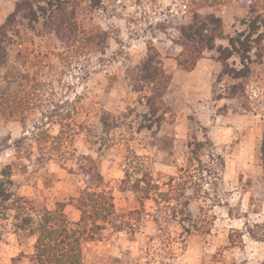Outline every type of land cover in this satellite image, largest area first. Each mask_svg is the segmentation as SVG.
Listing matches in <instances>:
<instances>
[{
	"label": "rangeland",
	"instance_id": "1",
	"mask_svg": "<svg viewBox=\"0 0 264 264\" xmlns=\"http://www.w3.org/2000/svg\"><path fill=\"white\" fill-rule=\"evenodd\" d=\"M49 1L0 0V38L7 59L0 69V89L29 93L33 83L41 85L33 108L25 112L26 120L0 116V178L1 170L12 164L19 195L38 209L54 210L62 203L68 218L77 221L80 211L70 200L86 188L80 167L87 155L94 158L114 195L116 214L124 217L142 209L139 195L130 187L141 176L129 162L134 156L163 190L170 176H179L180 167L196 168L200 192L187 208L186 221L178 215L160 231L150 217L156 215L154 203L145 200L141 215L130 220L135 227L116 231L108 226L101 237L84 242L85 260L264 264V40L260 49H252L251 61L246 62L249 72L239 80L225 72L215 52L206 53L203 59L211 63L200 64L193 73L179 68L175 57L181 46L173 40L179 36L177 28L191 23L195 14L231 36L246 30L243 22L257 15L264 23V0H66L62 10L68 17L60 16L61 33L48 21L55 10ZM71 17L77 23L75 45H82L85 33H97L95 51L67 53L72 28L66 22ZM148 43L158 49L162 67L171 75L166 89L161 71L153 83L133 79L147 56ZM228 64L236 70L243 67L237 55ZM8 70L13 78L6 75ZM218 96L226 100L216 102ZM150 98H156L153 107L148 105ZM71 108L74 124L96 126L97 132L80 131L72 142H65L62 149L71 156L62 161L51 151V142L52 137L64 136L65 129L53 121L57 110L67 120L63 113ZM106 113L118 117V127L105 129L100 121L108 119ZM234 122L237 130L226 129ZM36 133L50 137L42 143ZM205 135L214 147L205 145L195 156L205 165L211 162L208 154H221L225 168L220 180L191 162L193 143L204 142ZM126 170L132 179L124 185ZM7 212L0 211V264H33L35 238L16 234L14 211Z\"/></svg>",
	"mask_w": 264,
	"mask_h": 264
},
{
	"label": "trees",
	"instance_id": "2",
	"mask_svg": "<svg viewBox=\"0 0 264 264\" xmlns=\"http://www.w3.org/2000/svg\"><path fill=\"white\" fill-rule=\"evenodd\" d=\"M66 2V0H51L48 4L49 7H55V10L51 11L52 15L48 21L60 33L63 27L62 23H64L60 16L64 18L68 17L67 11L64 12L62 10V6ZM73 15L76 17L75 13ZM74 17H71V21L66 22L72 28L70 31L71 34L68 37L70 43L68 42L69 47L67 53L74 54L75 49L79 50L83 48L89 53L95 51L99 46L97 43V33H85L82 45L79 47L75 45L74 38L76 31L73 27H77V23ZM262 19L260 15H257L253 19L243 22L248 28L246 30L236 31L235 35L231 36L224 35L220 25L210 26L202 17L195 14L191 23L177 28L179 36L177 39H173L174 44L181 46L180 53L175 57L179 68L185 71H192L198 61L205 57L204 55L206 53L215 52L214 59L224 63V66H226V68L224 67L226 69L225 72L231 75L232 78L239 80L247 76L249 66L246 62L251 61L250 53L254 47L260 49L264 40V23ZM221 40L223 42L219 43ZM73 46L75 47L73 48ZM234 55L239 57L243 66L242 69L236 70L229 67L228 60ZM257 57H261V55ZM6 65L7 59L4 56V47H2V38H0V69L6 67ZM162 65L163 63L158 49L153 45L150 46L148 43L147 56L141 67H138V71L133 76V79L153 83L158 79L159 71H161L162 84L164 89H166L171 75L164 71ZM6 75L9 78H13L10 70L6 72ZM40 88L41 85L39 86L37 83L31 85V92L29 93H23L24 89L14 91L10 87L1 88L0 116L5 119L20 118L23 121L26 120L24 116L25 112L29 107L33 108L35 92L39 93ZM233 97L237 98L238 96L234 95ZM154 100L156 101V98H150L148 100L150 107L155 105ZM237 108L236 106L232 107V110L235 111L234 109L237 110ZM71 110L73 108L63 113L64 117H67V120L66 118H60L62 116L60 113L63 111L58 112V110L55 113V117H58V119L54 120L53 118V122H57L65 129L64 136L58 135L52 137L53 141L51 142L54 144L51 151L56 154L57 159L62 161L68 160L71 156L68 151L62 149L63 144H67L69 141L72 142L80 131L86 130L88 135L97 132L96 126H89L88 129L85 124H74ZM153 111H156V109H153ZM242 111L247 110L243 109ZM106 115L111 121L109 125L106 124L108 119L106 121L104 119L100 121L105 129L108 130L107 126L111 129L119 126L118 117L112 116L110 113H106ZM52 116L50 115V118ZM64 120L67 122L64 123ZM35 128L40 130L41 127L36 126ZM35 137L44 143L46 142V138L50 136L36 133ZM204 138V142L198 141L193 143L194 150H192L191 162L197 161L199 168L202 171H206L205 174H208L209 177L214 175L217 180H220V173L225 168V159L221 154H214L213 152L208 154L211 162L205 165L202 163L200 157L195 156L196 152L205 145L214 147L211 139L207 135ZM21 142L22 139L16 141L18 144L17 148H20ZM261 151L264 159V137ZM83 158L84 162H82L80 168L86 181V188L80 193L79 197H73L70 200L76 209L80 211V218L77 221L68 218L67 213L62 209V203H58L57 208L54 210L38 209L32 203L33 201L19 195L14 189L16 184L13 178L15 171L13 165L7 164L5 166L6 168L1 170L0 211L7 215V211L13 210V231L16 234L22 233L28 237L35 238L34 252L30 259L33 264H90L85 260L83 255L84 242L101 237L103 231L108 226H111L116 231H120L124 227H135L136 224L130 222V220L138 219L133 218V215H141L143 209H145V200L151 199L153 201V210L156 215L153 213L150 217L158 224L160 231H162L163 227L165 231L170 222L177 220L178 215L181 216L182 222L187 220V208L200 192V185L196 182V168L191 170L188 167H180L179 176H170L168 182L164 183V186H167L168 189L163 190L162 186L152 178L150 172L143 170L145 167L140 159L134 156V159L129 160V162L131 167L135 168L138 175L141 174V176L137 177L130 187L139 195L138 199L142 203V209L132 211L129 215L130 217L119 216L116 214L114 195L108 189L96 161L91 155ZM145 170L147 169L145 168ZM131 179V174L126 170V177L123 180L124 185L131 183ZM5 219L8 218L5 217Z\"/></svg>",
	"mask_w": 264,
	"mask_h": 264
},
{
	"label": "crops",
	"instance_id": "3",
	"mask_svg": "<svg viewBox=\"0 0 264 264\" xmlns=\"http://www.w3.org/2000/svg\"><path fill=\"white\" fill-rule=\"evenodd\" d=\"M208 63H211L208 59H200L199 61H198V63H197V65L195 66V68L192 70V71H190L189 73H193V72H195L196 70H197V68H198V66L200 65V64H208ZM171 69L172 70H176V67L175 68H172L171 67ZM174 72V71H173ZM179 72H183V71H180L179 70ZM178 73V72H177ZM224 100H226L225 98H223L222 96H220V97H218L217 98V100H216V102H221V101H224ZM211 101V100H210ZM214 101V100H213ZM232 109V108H231ZM236 113V112H235ZM239 113H241V112H237L236 114H239ZM236 114H235V116H236ZM241 115V114H240ZM243 115V114H242ZM239 127H238V125L234 122L233 123V125H232V127L230 126L229 128H226V129H238ZM224 130H225V128H224Z\"/></svg>",
	"mask_w": 264,
	"mask_h": 264
}]
</instances>
